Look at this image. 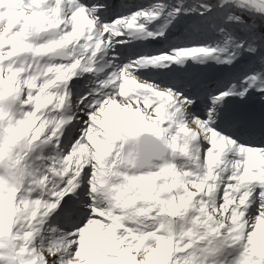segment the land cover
Returning <instances> with one entry per match:
<instances>
[{"label": "snow or ice", "instance_id": "snow-or-ice-1", "mask_svg": "<svg viewBox=\"0 0 264 264\" xmlns=\"http://www.w3.org/2000/svg\"><path fill=\"white\" fill-rule=\"evenodd\" d=\"M0 264H264V0H0Z\"/></svg>", "mask_w": 264, "mask_h": 264}]
</instances>
